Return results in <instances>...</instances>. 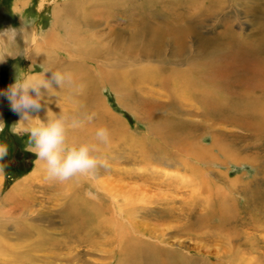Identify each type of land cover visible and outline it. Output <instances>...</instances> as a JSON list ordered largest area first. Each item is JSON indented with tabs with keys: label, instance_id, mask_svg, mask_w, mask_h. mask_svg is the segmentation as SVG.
Masks as SVG:
<instances>
[{
	"label": "rangeland",
	"instance_id": "1",
	"mask_svg": "<svg viewBox=\"0 0 264 264\" xmlns=\"http://www.w3.org/2000/svg\"><path fill=\"white\" fill-rule=\"evenodd\" d=\"M118 1L0 0V30L24 21L30 45L35 37L30 58L0 62V92L31 67L71 64L88 71L81 83L87 102L80 100L84 92L73 95L53 83L54 93L31 115L94 112L70 132L72 142L94 140L101 126L111 133L101 146L110 166L96 179L29 180L37 157L25 150L26 134L11 133L21 116L0 95V143L9 145L0 186V264H161L145 254L146 246L183 264H264V78L250 73L264 61V0H122L123 8H113ZM69 8L80 20L67 16ZM85 10L103 23L88 28ZM195 13L201 17L181 50L171 40L164 54H144L153 44L151 28L167 32L162 23L169 20L177 29ZM145 15L155 20L147 35L135 37ZM44 40H52L50 57L32 58ZM11 47L25 53L19 36ZM188 75L212 82L203 98L183 89ZM218 92L222 101L215 100ZM257 98L258 115L250 103ZM127 240L142 246L135 261Z\"/></svg>",
	"mask_w": 264,
	"mask_h": 264
},
{
	"label": "clouds",
	"instance_id": "2",
	"mask_svg": "<svg viewBox=\"0 0 264 264\" xmlns=\"http://www.w3.org/2000/svg\"><path fill=\"white\" fill-rule=\"evenodd\" d=\"M22 19V18H21ZM23 21V19H22ZM26 26L19 29L9 27L0 30V62L8 57L24 56L30 58V52L35 44L26 39ZM21 37L25 44V53L18 54L12 50V45ZM40 72L32 70V67L24 75H17L15 82L10 84L0 95L7 97L13 111L21 114V119L14 124L10 131L20 136L27 135L25 150L33 153L41 162L45 179L52 182L79 183L81 180L96 179L101 169H107L109 157L104 152L102 145L110 142V130L106 126L99 127L95 132L94 140L83 142L70 141V132L81 127L85 121L91 122L95 113L83 116L69 115L62 110L59 115L47 112L46 119L31 115L39 112L42 102H47L46 97L51 96L53 83L60 89L67 87L73 95L83 93L84 85L77 84L74 75L66 70L55 67H41ZM51 72V77L46 74ZM5 124L0 121V132ZM9 145L0 143V175H3L6 165L4 158L8 155ZM85 195L90 199H97L93 191H86Z\"/></svg>",
	"mask_w": 264,
	"mask_h": 264
},
{
	"label": "bare ground",
	"instance_id": "3",
	"mask_svg": "<svg viewBox=\"0 0 264 264\" xmlns=\"http://www.w3.org/2000/svg\"><path fill=\"white\" fill-rule=\"evenodd\" d=\"M128 1H130V0H128ZM191 0H188V3L190 4L191 2H190ZM121 2H122V0H120V1H118V2H116L115 3V5H113L114 7L113 8H123L122 7V4H121ZM193 2H194V0H193ZM129 3V2H128ZM197 3V2H196ZM87 4V3H86ZM83 5H85L84 3H82V4H80V5H78L77 7H81V6H83ZM199 5V4H198ZM72 8H73V6H71ZM85 7H86V5H85ZM199 7V6H198ZM82 8V7H81ZM191 8H193V6L191 7ZM193 9H196V8H193ZM71 9L69 8V11H67V16L69 17V18H71L72 20L74 19V20H80L79 18H78V16H77V14H74V11H70ZM196 11H198V10H196ZM101 14V13H100ZM99 14V15H100ZM119 14V13H118ZM92 16L94 15L93 13L91 14ZM90 14H89V12H88V10H85V13H84V20H82V21H85L86 22V24L85 25H87L88 26V28H93L94 26H98V25H100V24H102L103 22H101V21H103V20H101L100 22H97L98 20H96V18H95V16H91ZM96 15V14H95ZM98 15V17H100ZM112 15L111 14H108L107 15V18H109V17H111ZM123 16V15H122ZM156 16V15H155ZM78 19H77V18ZM124 17V16H123ZM146 19H144V21H145V23L144 24H142V25H140V26H142V28L141 29H136V32L134 33V35H135V37L136 36H139V35H141V34H144V35H147V33H148V31L149 30H146V28L148 27V29H149V25L152 23V21L151 20H155V18L153 17V16H151V15H145L144 16ZM157 17V16H156ZM200 17L201 16H197L196 15V13L195 14H189V16H185L184 17V20H181L182 21V23H180V25H179V28H177L176 29V27H172L171 25V22L168 20H166V21H164V23H162L164 26H166L167 27V32L161 27H159V28H151V30L149 31V33L151 34L150 36L153 38L152 39V45L144 52V54H146L148 57H150V56H153V54L155 55V56H160V55H162V54H164L163 53V49H164V47L166 46V44H170V41L171 40H174V41H176L177 43H178V48H179V50H181L180 48H182L183 47V44L185 43V39L187 38V37H189V35H190V33L192 32V31H194V30H196V28H195V25L193 26V24H195L194 22H198V20L197 19H200ZM113 18V17H112ZM203 18V17H202ZM99 19H101V18H99ZM109 19H111V18H109ZM121 19V18H120ZM132 20V19H131ZM204 20V19H203ZM119 21V20H118ZM111 23V22H110ZM129 23V22H128ZM142 23V22H141ZM132 24V23H131ZM155 25V24H154ZM177 25V24H176ZM121 26V25H120ZM124 26V25H123ZM138 27V26H137ZM181 27H183V28H181ZM184 27H187V28H184ZM127 28V27H126ZM129 28V27H128ZM144 29H145V31H144ZM92 30V29H91ZM128 30V29H127ZM192 30V31H191ZM117 32V31H116ZM115 32V33H116ZM129 32V31H128ZM119 34V33H118ZM122 34V33H121ZM131 35H132V33H130ZM129 34V35H130ZM115 35V34H114ZM123 35V34H122ZM128 35V34H127ZM118 36V35H117ZM232 36H234V35H232ZM109 37V36H108ZM132 38V37H131ZM119 39V38H118ZM139 39H140V37H139ZM52 40H53V42H52ZM52 40L50 41V40H47V41H45L44 40V42H43V49H40V47L38 46L37 47V49L34 51V53H33V55H32V58H35L36 56L37 57H39V58H41V57H43V58H46V57H50V52L51 51H53V50H51V48H49V45H52V43H55L56 44V40H54V38H52ZM149 40V39H148ZM124 41V40H123ZM134 41H135V39H134ZM52 42V43H51ZM127 42V41H126ZM138 43V42H137ZM145 43V42H144ZM194 43V42H193ZM130 44V43H129ZM128 44V45H129ZM149 44H150V41H149ZM261 44V43H260ZM121 45V44H120ZM124 45V44H123ZM127 45V46H128ZM130 46V45H129ZM220 46V45H219ZM218 46V47H219ZM134 47V46H133ZM141 47V46H140ZM129 48V47H128ZM177 48V49H178ZM102 49V48H101ZM116 49H117V47H116ZM125 49V48H124ZM217 49V48H216ZM105 50V49H104ZM122 50V49H121ZM129 50V49H128ZM123 51V50H122ZM121 51V52H122ZM126 51V50H125ZM104 52V51H103ZM117 52V51H116ZM42 54H43V56H42ZM93 54V53H92ZM105 54V53H104ZM138 57H139V54H138ZM201 57H203V56H201ZM130 58H131V56H130ZM135 58V57H134ZM123 61V60H122ZM76 62V61H75ZM202 64V63H201ZM55 65V66H54ZM246 65V64H245ZM262 65V66H261ZM52 67H55V68H60V69H62V70H66V71H69V72H71L73 75H75V76H77V79L75 80L76 81V83L77 84H81V83H83V84H87V82H85L86 80H88L87 79V77L85 76V75H87L88 74V71L86 70V72H83L84 73V75H81L80 76V74H83V73H78V72H76L75 71V67L73 66V65H71V64H68V65H65V64H63V63H60V62H57V61H55L54 62V64L53 65H51ZM144 69H146V68H144ZM208 69V68H207ZM143 71H145V70H143ZM160 71V70H159ZM142 72V71H141ZM157 72V71H156ZM250 72V71H249ZM109 73H111V72H109ZM160 73H161V71H160ZM251 75H254L255 77L256 76H262L263 78H264V61H263V63H260V64H256L255 66H251ZM140 74V73H139ZM138 74V75H139ZM118 75V74H117ZM140 76V75H139ZM160 76V75H159ZM90 77H92V76H90ZM157 77V76H156ZM165 77V76H164ZM93 78V77H92ZM124 78V77H123ZM134 78H135V76H134ZM139 78H141V77H139ZM133 79V78H132ZM138 79V78H137ZM142 79V78H141ZM160 79V78H159ZM184 79H185V83H184V85H183V89L185 90V91H187V92H190V93H192V95H194L195 96V98L194 99H201V98H203V94L206 92V91H209V89L210 88H208L209 86H208V84L209 85H211L212 84V82L210 81V80H208V78L207 77H205L204 75H202V77L201 78H197V77H192V76H190V75H188V76H186V77H184ZM126 81H127V79H126ZM130 81V80H129ZM247 81V80H246ZM110 82V81H109ZM108 82V83H109ZM122 82V81H121ZM141 82V81H140ZM171 82H172V79H171ZM111 83V82H110ZM135 83H137V82H135ZM143 83V82H142ZM141 83V84H142ZM89 84V83H88ZM117 84V83H116ZM122 84V83H121ZM145 85V84H144ZM179 85V84H178ZM88 86V85H87ZM113 86V85H112ZM122 86V85H121ZM131 86V85H130ZM140 86V85H139ZM86 88L88 89V87H84V90H83V92H84V94L82 95V98L80 97V100L81 101H86L87 100V94H89V93H85L87 90H86ZM56 89V88H55ZM89 90V89H88ZM180 90V89H179ZM63 91V90H62ZM94 90H92V92H93ZM181 91V90H180ZM179 91V92H180ZM69 92H70V90H69ZM54 93V92H53ZM52 93V94H53ZM71 93V92H70ZM94 93V92H93ZM56 94V93H55ZM69 94V93H68ZM72 94V93H71ZM57 95V94H56ZM60 95V94H59ZM72 96V95H71ZM80 96V95H79ZM91 96H93V95H91ZM206 96V95H205ZM213 96V95H212ZM75 98H77V97H75ZM247 98V97H246ZM89 99V98H88ZM93 99H95V98H93ZM213 99V98H212ZM222 99H223V96H221V93L220 92H218V94H216V96H215V100L216 101H222ZM96 101V100H95ZM214 101V100H213ZM215 101V102H216ZM259 99L257 98V99H255L254 101H251L250 103H253V107H254V111H255V113L258 115L259 114V112H260V110H262V108L260 107V104H259ZM83 102H82V104H83ZM87 102V101H86ZM85 102V103H86ZM88 102H89V100H88ZM247 102V101H246ZM93 103V102H92ZM95 103V102H94ZM69 104V103H68ZM71 106V105H70ZM264 108V107H263ZM237 109V108H236ZM246 109V108H245ZM249 109V108H248ZM251 109V108H250ZM241 110L242 109H240V111H239V113L241 112ZM244 110V109H243ZM81 111V110H80ZM245 111V110H244ZM82 113V112H81ZM19 114V113H18ZM20 116H21V114H19ZM74 115V114H73ZM264 115V114H263ZM260 117L262 116V114L261 115H259ZM258 116V117H259ZM88 125V124H87ZM80 130V129H79ZM78 138H79V136H77ZM81 138H83V137H81ZM71 139V138H70ZM76 139V138H75ZM92 140V139H91ZM87 141H90V138H87ZM37 172H35V174H31L32 176L29 178V180H31V179H36L37 177H41L42 176V174H43V176H44V172H43V170H42V164H41V162H38L37 163ZM1 184H2V176L0 175V186H1ZM19 185H21L20 183H18ZM19 185H17V186H15V188H14V190H17L18 189V186ZM13 190V191H14ZM16 192V191H15ZM2 214V213H1ZM0 214V215H1ZM0 226H1V217H0ZM2 231V230H1ZM124 235H125V233H124ZM123 235V236H124ZM128 235V234H127ZM125 239V238H124ZM130 239V238H129ZM127 241H129V242H127L128 244H129V247L130 248H132L131 249V251H130V254H129V257L131 258V257H133V259L134 258H139V256L141 255V253L143 252V250L142 249H144L145 250V254H150L152 257H154V259H156V258H158L160 261V263L161 264H183L182 262H180L179 261V259H178V256H174V255H170V254H166V255H168V256H166V255H164V253L163 252H161V251H156V252H152V250L149 248V247H144V248H142L141 249V247H137V242H135L134 243V245H133V243H131L132 241L131 240H127ZM128 244L125 246V249H126V247L128 246ZM147 250V251H146ZM164 257V258H163ZM165 257L167 258V259H165ZM163 258V259H162ZM157 260V259H156ZM134 261H135V259H134ZM169 261H171V262H169Z\"/></svg>",
	"mask_w": 264,
	"mask_h": 264
}]
</instances>
